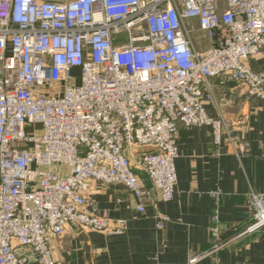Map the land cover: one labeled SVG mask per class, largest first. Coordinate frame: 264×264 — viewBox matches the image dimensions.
Wrapping results in <instances>:
<instances>
[{"label": "built area", "instance_id": "2783aa9c", "mask_svg": "<svg viewBox=\"0 0 264 264\" xmlns=\"http://www.w3.org/2000/svg\"><path fill=\"white\" fill-rule=\"evenodd\" d=\"M260 55L264 0H0V264H56L48 240L68 230L122 234L90 208L96 184L123 187L141 215L154 192L173 200L179 126L246 155L207 89L264 101L247 65ZM251 207L245 235L264 228V200Z\"/></svg>", "mask_w": 264, "mask_h": 264}, {"label": "crops", "instance_id": "0c3cea01", "mask_svg": "<svg viewBox=\"0 0 264 264\" xmlns=\"http://www.w3.org/2000/svg\"><path fill=\"white\" fill-rule=\"evenodd\" d=\"M190 24L197 28L196 21ZM247 65L254 73H264V55ZM207 93L211 117L241 122L234 136L247 144V154L238 157L224 146L216 147L207 128L179 126L173 200L161 202L154 192L141 215L136 198L123 187L96 184L88 196L90 208L111 226L124 222V231L107 235L68 230L51 236L56 264H188L193 256H202L195 264H264V228L244 234L252 221L251 197L264 200V101L249 99L244 89L220 79L209 81ZM159 216L169 219L160 229ZM213 228L219 231L217 240ZM29 258V264H37Z\"/></svg>", "mask_w": 264, "mask_h": 264}, {"label": "rangeland", "instance_id": "374dc122", "mask_svg": "<svg viewBox=\"0 0 264 264\" xmlns=\"http://www.w3.org/2000/svg\"><path fill=\"white\" fill-rule=\"evenodd\" d=\"M77 76V75H76Z\"/></svg>", "mask_w": 264, "mask_h": 264}]
</instances>
